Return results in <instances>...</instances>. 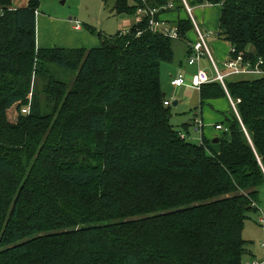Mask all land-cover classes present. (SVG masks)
I'll return each instance as SVG.
<instances>
[{
	"label": "trees",
	"instance_id": "obj_1",
	"mask_svg": "<svg viewBox=\"0 0 264 264\" xmlns=\"http://www.w3.org/2000/svg\"><path fill=\"white\" fill-rule=\"evenodd\" d=\"M187 1L221 5L218 36L232 56L264 58V0ZM41 2L0 0V264H243L245 220L264 185V76L227 82L238 113L215 151L170 121L161 66L172 38L143 17L125 33L91 27L100 46L38 48ZM171 2L161 13L185 8L147 0ZM113 4L118 14L143 5ZM172 24L183 38L194 30L189 14ZM46 64L77 75L72 85L50 78V112L35 96L25 113L26 85ZM200 90L227 96L218 81ZM126 214L149 216L113 223Z\"/></svg>",
	"mask_w": 264,
	"mask_h": 264
},
{
	"label": "crops",
	"instance_id": "obj_2",
	"mask_svg": "<svg viewBox=\"0 0 264 264\" xmlns=\"http://www.w3.org/2000/svg\"><path fill=\"white\" fill-rule=\"evenodd\" d=\"M103 4H104V8L106 9L107 5L104 2ZM27 5H28V0H13L14 7H24ZM219 6L220 9L217 10V12L216 10L213 11L214 14L213 20L211 17L212 12L208 13L206 12V10H203L206 13V17L204 18L201 17V18L203 20V24L206 26L205 32L208 33L209 45L214 50V53H216L219 60L224 62V60H226L228 57L231 56L232 46L228 42L219 38L218 36V29H219L220 17H221V5ZM207 9L211 10L210 8ZM109 12H110L109 15H114V18H116L117 21L120 19H124L125 21L127 20L125 25L120 26V29L118 30V32L120 33H125L124 30L128 31L133 25L139 22L140 15L137 12L134 14H130V13L118 14L115 13V11H113L112 8ZM187 16H188V12L186 8H182L181 10H173L169 12L160 13V17L171 25H173L172 22L177 20L179 17L186 18ZM40 21H41L40 13L39 11H37V47L38 48L64 47V48L89 49L101 45V43H99L98 41L100 38L99 37H98L99 39L96 38L95 37L96 34L93 33L90 28L88 30H84L83 24H81L82 26L79 29L75 27L76 21H79L78 19L74 20L72 19V17H70V23H67L63 20L60 21L49 18V36L47 33L44 32L40 33L39 31ZM214 28L217 30V33L215 35H212L211 30ZM96 31L102 32L99 31L98 29H96ZM102 33H104L105 35H111L110 33H106L105 31H103ZM196 39H197V34L195 30H191L187 33L185 38L182 37L179 39L184 44H177L173 46V50H174L173 60L170 62H164L162 63L161 66V76H162L161 81L164 82V85L162 84V89L166 94V97H167V92H169L171 94L170 98L172 99L175 98L174 101H177L176 105H179L181 102H184L185 104H190V106H192L191 107L192 118L190 119L189 122L184 123L187 124V127L189 129V135L192 136L191 134L192 132L199 134V132H197L194 129V122L197 116H201L204 122L202 135L205 136L208 140L212 141L211 146L215 151H219L220 141L215 142L214 140L217 138L219 139L223 134H222V130L217 129L216 126L217 125L225 126V124H227L226 119L227 116H229V113L231 112V102L228 95L219 98L203 99L201 96V90L188 86H182L176 88L171 84L172 77L175 76L179 71L184 72L190 78L193 74L196 73L199 66H203L206 68V66H204L205 63L203 61V58L205 56L202 58L199 64L191 65L188 62L189 56H191V54L193 53L190 44ZM208 72L210 74H214L212 70H209ZM228 82H232V81H228ZM167 100L169 99L167 98ZM174 101H172L171 104H173ZM183 132L185 131L183 130ZM198 138L196 139L197 142L199 141ZM258 209H259V205H258ZM248 254H251L249 256H252V259L246 260L244 264H246L247 262H251L253 260L264 262V259L261 260L257 259L255 257L256 255L246 250L245 255ZM263 257H264V252H263Z\"/></svg>",
	"mask_w": 264,
	"mask_h": 264
},
{
	"label": "rangeland",
	"instance_id": "obj_3",
	"mask_svg": "<svg viewBox=\"0 0 264 264\" xmlns=\"http://www.w3.org/2000/svg\"><path fill=\"white\" fill-rule=\"evenodd\" d=\"M114 0H110L108 6L106 9L104 8V4L101 0H42L40 6H39V13H40V19L39 22V31L40 33H47L49 36V18L54 20H60L65 21L67 23H70V17L72 19L76 20L78 19L81 24H83L84 30H88L89 28H95L99 31H105L106 33H110L111 35H114L118 32L120 29V26L125 25L126 21L124 19H120L117 21L116 18H114V15H109V11L113 7ZM189 4V3H188ZM190 5V4H189ZM191 6V5H190ZM193 7V15L198 22L200 28L202 31L205 32L206 26L203 24V20L201 17H206V13L203 10H206V12L211 14L212 20L214 18L213 11L219 10V5H194ZM210 8L211 10L207 9ZM185 11V10H183ZM131 16V15H130ZM130 27V26H129ZM92 30V29H91ZM125 32L127 30H124ZM97 32V31H96ZM100 32V33H102ZM193 32V31H192ZM212 35H215L217 33V30L214 28L211 30ZM104 34V33H102ZM96 38H98L97 34L95 35ZM99 39V38H98ZM209 40V37H208ZM99 43H101V40H98ZM195 41V40H194ZM177 44H184L179 39L173 40V46ZM209 44V42H208ZM210 50L219 66L220 69H223V62L219 60L216 53H214V50L209 45ZM204 66H206V69L213 70V67L208 60V58L205 56L203 58ZM1 70V67H0ZM2 72V71H1ZM0 72V73H1ZM77 75V72L74 71H67L55 64H46L44 65L42 69V73L40 76H36L35 73H32L30 82L27 83L28 93H27V105L25 107L28 108V111L25 113H30L31 111V104L33 103V100H35V96H37L38 101V109L48 108L49 112L51 109H54V102L47 100V95L45 92V87L49 83V80L51 77H54L56 79L66 80L69 81L68 83L72 85V82L74 81L75 77ZM162 78V76H161ZM254 75H230L226 78V81H236V80H247V79H255ZM164 81V80H163ZM164 85V82H162ZM171 94L167 92V97L171 102L175 100V98H170ZM191 107L190 104H185L184 102H181L179 105H173L171 104V123L175 127V129L180 130L182 125L185 122H189L192 118L191 115ZM231 112L229 113V116H227V121H233V118L236 117V111L233 108L231 104ZM192 134V141L197 142V138L200 137V134L198 133H191ZM256 205L257 204H253ZM131 205L129 206V208ZM128 208V209H129ZM260 211V212H259ZM259 211H251L249 212V216L247 220H245V225L243 229V239L246 241V248L247 250L256 255L255 257L257 259H264L263 257V243H264V228L263 223L261 222L260 217H264V185L260 187V204H259ZM148 214H140V215H122L117 216L113 221V223L116 224H123L125 225L130 220H139L141 218L148 217ZM251 254L245 255L243 257V264L246 260L252 259V256H249ZM248 257V258H247Z\"/></svg>",
	"mask_w": 264,
	"mask_h": 264
},
{
	"label": "built area",
	"instance_id": "obj_4",
	"mask_svg": "<svg viewBox=\"0 0 264 264\" xmlns=\"http://www.w3.org/2000/svg\"><path fill=\"white\" fill-rule=\"evenodd\" d=\"M143 5H140L137 8V13L140 15L139 21L143 17L148 18V27L152 32L162 33L165 36H168L172 39H180L182 38L181 32L176 25H171L165 20L160 17V13L162 10L166 8H173V3H169L167 6L164 7H151L147 3V0H141ZM185 8L194 24V30L197 34V39L191 42L190 47L192 50L191 56L188 58L189 64H199L200 61L204 56L208 57L210 63L213 67L214 74H210L208 70L203 67L199 66L196 73L193 74L190 78L182 71H179L175 76L171 79V84L176 87L188 86L195 89L200 90L203 84L211 83L214 81L220 82L223 87L225 88L227 95L230 99V102L237 112L236 102L232 99L227 89V81L226 78L230 75H254L255 77H263L264 76V58L258 57V59L253 62L251 59L245 58L242 52L238 53L235 56H230L223 62V69H220L215 58L212 55L208 44V33L201 30L198 22L196 21L193 15V7L188 4L187 0H183ZM208 5V4H205ZM81 23L76 21V28H81ZM235 49L232 48L231 52L235 53ZM240 102V100H237ZM166 105H170L171 101L166 100ZM24 112L28 111V108L25 107L23 109ZM238 113V112H237ZM203 127L204 122L201 116H197L194 122V129L199 132L200 137L199 143L203 141ZM217 129H220L224 132L228 131L229 128L223 125H217ZM182 138L192 139V136L187 135L186 133L181 134ZM261 222L263 223L264 227V217L261 218ZM246 264H264V262H259L257 260H253L251 262H247Z\"/></svg>",
	"mask_w": 264,
	"mask_h": 264
},
{
	"label": "water",
	"instance_id": "obj_5",
	"mask_svg": "<svg viewBox=\"0 0 264 264\" xmlns=\"http://www.w3.org/2000/svg\"><path fill=\"white\" fill-rule=\"evenodd\" d=\"M176 104H177V101H174V102H173V105H176ZM214 141H215V142H218L219 139L217 138V139H215Z\"/></svg>",
	"mask_w": 264,
	"mask_h": 264
}]
</instances>
